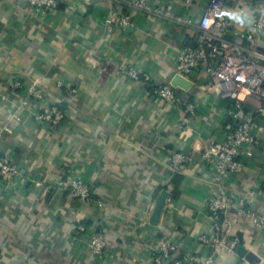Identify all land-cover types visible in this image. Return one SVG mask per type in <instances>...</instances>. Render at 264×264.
<instances>
[{
  "label": "crops",
  "instance_id": "0c3cea01",
  "mask_svg": "<svg viewBox=\"0 0 264 264\" xmlns=\"http://www.w3.org/2000/svg\"><path fill=\"white\" fill-rule=\"evenodd\" d=\"M154 2L198 19L209 0H195L190 10L182 0ZM263 2L227 0L226 12L245 28ZM119 11L108 0H59L40 15L27 0H0V153L28 179H0V264H153L150 252L162 235L177 243L180 255L202 251L197 238L211 229V187L201 177L209 174L198 164L174 174L167 158L222 142L225 103L205 89L207 75L176 73L192 32L137 13L133 30L122 32ZM263 39L255 49L264 53ZM129 66L195 103L190 130L179 129V108L152 99L128 78ZM33 83L43 110L63 107L56 128L33 119L36 100L26 98ZM239 159L244 170L225 183L226 194L235 201L246 195L248 208L264 217V138L243 148ZM70 178L91 183V201L63 189L60 182ZM99 228L108 243L101 260L88 247ZM234 233L240 254H221L216 264H264V232L238 224Z\"/></svg>",
  "mask_w": 264,
  "mask_h": 264
},
{
  "label": "built area",
  "instance_id": "2783aa9c",
  "mask_svg": "<svg viewBox=\"0 0 264 264\" xmlns=\"http://www.w3.org/2000/svg\"><path fill=\"white\" fill-rule=\"evenodd\" d=\"M108 1L121 8L116 20L119 31L133 30V14L137 13L178 24L192 32V41L179 51L176 73L185 78L191 74L207 75L209 81L205 89L225 103L222 142L195 148L188 154L174 152L167 158V164L174 174L188 170L193 164H198L209 174L206 178L201 177L211 187V195L206 201L211 229L197 238L202 251L180 255L177 243L170 236L162 235L150 252L153 264H216L221 254L233 257L240 243L234 233L238 224L264 230V217L248 208L247 196L243 195L235 201L225 191V183L237 181L244 170V164L239 159L240 151L252 147L260 137L264 138V53L255 49L256 39L264 37V2L253 8L246 27L238 28L226 12L227 0H209L198 19L176 13L171 8L156 4L154 0ZM182 1V7L186 10H190L195 2ZM27 2L33 10L43 15L55 9L59 0ZM90 52L94 53V50ZM124 70L130 80L147 88L152 99L179 108V129L190 130L198 111L195 103L178 98L169 84H152L149 74L140 73L130 66ZM35 86L36 83H33L26 97L36 100L33 119L56 128L63 121L65 113L58 106L43 110L38 102L41 95L35 91ZM19 87V81L12 84L14 89ZM27 99L22 101L23 106L27 105ZM16 178L24 182L28 180L8 156L0 153V179L9 182ZM31 182L35 187L41 185L34 180ZM60 185L76 200H92L91 183L87 180L70 178L61 181ZM77 230L83 232L84 227L78 226ZM107 245L103 231L100 228L94 230L88 241L92 256L98 260L104 258ZM242 264L248 262L242 260Z\"/></svg>",
  "mask_w": 264,
  "mask_h": 264
},
{
  "label": "water",
  "instance_id": "95a60500",
  "mask_svg": "<svg viewBox=\"0 0 264 264\" xmlns=\"http://www.w3.org/2000/svg\"><path fill=\"white\" fill-rule=\"evenodd\" d=\"M186 83H187V85H189L188 82H186ZM166 195H167L166 192H162L160 197H159V199H158V201H157L156 208H155V211H154V216H153V218H154L153 222L157 221V219H158V215H159V212H160V210L162 208V205H163V202H164V200L166 198ZM261 231L264 232V230H261ZM236 252L237 253L239 252V254H240V249H238V247L236 248Z\"/></svg>",
  "mask_w": 264,
  "mask_h": 264
},
{
  "label": "trees",
  "instance_id": "16d2710c",
  "mask_svg": "<svg viewBox=\"0 0 264 264\" xmlns=\"http://www.w3.org/2000/svg\"><path fill=\"white\" fill-rule=\"evenodd\" d=\"M59 107V109L61 110V111H63L64 112V109H63V107L60 105V106H58ZM172 199H176V188H174V189H172V191H171V196H170Z\"/></svg>",
  "mask_w": 264,
  "mask_h": 264
}]
</instances>
